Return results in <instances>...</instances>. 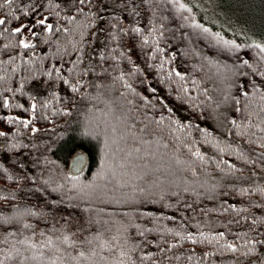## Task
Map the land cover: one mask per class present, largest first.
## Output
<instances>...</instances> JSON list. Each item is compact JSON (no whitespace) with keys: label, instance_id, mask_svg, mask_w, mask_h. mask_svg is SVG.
<instances>
[{"label":"snow or ice","instance_id":"6c2138e0","mask_svg":"<svg viewBox=\"0 0 264 264\" xmlns=\"http://www.w3.org/2000/svg\"><path fill=\"white\" fill-rule=\"evenodd\" d=\"M144 2L150 3L151 0H144ZM46 3L47 9L41 0H32V2L29 0H19V2L18 0H0V12H3V16L0 17V54L7 55V59H0V107L9 111L18 110L16 115L0 114V124L22 125L25 129L30 128L33 135L41 131L34 125L40 121L52 122L47 111L53 107V104L51 100L37 103L39 96L37 92L26 94L29 96V103L26 105L16 99L17 95L23 92L24 83H20L16 88H13L11 84L7 87L3 86L10 80L9 69L12 74H15L21 65L34 64L36 56L35 51L29 56L27 51L13 54L6 50H35L37 43L34 41L42 40L44 44H48L55 34L61 31L65 34L69 33V28L60 25L59 21L51 22L52 15L55 14L67 24H76L77 17L85 14L84 8L91 4L92 0H63L69 9L66 17H60V13L56 11L61 7L56 0H46ZM167 3L172 5L182 20L189 19L183 14H191L192 8L184 0H167ZM13 5L16 6L13 7ZM5 9L7 11H4ZM73 10L76 15L71 14ZM45 11H48V14H45ZM91 15L95 16L96 13ZM89 26L84 25L83 27ZM188 26L203 33L210 31L202 24L195 22ZM129 31L141 35L144 29L136 26ZM155 31L156 29H152V32ZM112 38L116 39V35L113 34ZM213 38L217 44L229 50H239L242 47L234 40H225L220 33H215ZM5 39L8 40L7 43H3ZM83 39L84 33L80 32V41ZM71 43L73 53L83 51L82 46L77 47L79 41ZM142 43L148 45L149 38L144 37ZM245 46L258 49L259 53L264 54L262 43L253 42ZM164 51L157 44L156 47L150 49L148 58L155 60L156 53ZM131 52L132 46L129 45L128 52L119 53L121 58L127 57L131 63L128 72L121 70L119 75H116L110 67H104L103 64L99 66V72L91 66L84 70L83 75L95 72L101 81L99 83L89 81V87L96 89L97 95L95 96L81 92L84 83L80 79L82 74L78 71V67L83 60L79 55L68 61L71 67L65 68L63 63H54L50 67L43 68L42 72L36 73L33 77L41 81L49 89L51 96L57 100L59 97L54 91L56 82L67 86V91L71 94H80L81 101H99L101 96H106L111 87L103 82V79L107 77L122 82L125 91L120 93L123 98L120 104L113 105L109 101L106 107L101 108L99 104L93 103L92 108L89 109L91 115L82 132L80 143L73 144L69 150L72 156V172L62 179L54 180L49 176L47 179L38 180L36 174L27 170L23 161L10 157L0 159V180L21 185L13 190L0 186V202H7V207H0V264H137V259L140 262L152 261L153 264H157L155 261L157 255L161 256L160 264L164 261L182 259L187 260L189 264L194 260L199 264H204L208 257L215 254L208 251L197 254L194 249H190L192 254L186 255L180 252L173 253L171 256L166 255L173 249L181 248L184 242L191 245L206 244L215 247L217 251L223 249L233 254L239 253L235 257L234 264H264V239L260 238L264 236V232L255 236L249 235V232H256V225L264 224V218L261 217H252V226L249 231L228 233V235L235 236L237 240L245 238L243 244L229 242L224 231L205 233L201 230L199 223L193 225L197 229V232L193 233L188 231L183 224H181V230L169 227L159 231L149 227L147 223L141 225L137 222L140 219L148 223L161 219L176 222L175 215H165L164 211L165 209L180 211L173 203L167 202L172 197L175 198L176 205L183 203L185 208L191 209V204L180 199L179 185H176V191L172 190L168 177L183 170L182 166L188 164V160L182 158L184 152L181 149H186L191 157L201 162L205 161V157L199 149L193 150V145L187 143V137L182 139L181 136L176 135L178 132L191 128L192 124L191 122L184 123L176 116L166 98L160 95L148 78L147 68L160 70L163 69L164 63L148 64L147 68H142L133 60ZM65 55L71 56L72 53L65 49ZM26 56H28L27 59L24 58ZM18 57L20 63H17ZM99 59L106 61L107 57L101 53ZM61 61H63V56H61ZM245 65L251 66L248 60H243L239 67ZM173 74L180 81L185 79V75L175 68L168 75L171 77ZM261 75L264 76V73ZM131 77H137V79L143 77L140 83L144 85V92H137L136 87L130 82ZM192 83L198 86L196 80ZM241 87L244 85L241 84ZM262 87L264 86L253 83L252 95L258 93L260 99L264 100ZM183 92L187 94L189 89L184 88ZM6 93L11 94V98ZM129 93L139 96L143 102V117H139L141 108L135 104L134 100L127 99ZM242 95L247 98L250 94L245 90ZM187 98L194 102L193 109H199L203 104V101L196 102L197 98L194 96ZM208 99L212 98L208 97ZM227 99L228 97H225V101ZM220 103L222 102H216L214 106L218 108ZM236 103L239 104V100H236ZM65 104L67 107L55 108L52 116H72V103L65 100ZM157 104L166 109L169 115H162L159 119L149 115V110H155ZM230 123L239 130L238 135L248 134L247 126L238 124L235 119H232ZM250 124L249 121L248 126ZM166 128L167 136L164 135ZM199 130L208 134L203 128ZM260 131L264 132V128ZM9 135V131H0V137L8 138ZM18 135V130L11 132L12 137ZM259 139H264V137H259ZM92 141L99 145L96 157L86 146L91 145ZM259 147L264 148V143ZM18 148L19 145L15 142L8 145L9 150H18ZM4 151L3 146H0V153ZM241 155H243L242 152ZM259 155L261 159H264V154ZM8 159H12L10 165L6 164ZM221 163L227 164V161H221ZM228 167L233 168L234 166L229 164ZM13 171L16 172L15 175ZM86 171L90 173V178L83 179L82 176ZM183 191L187 193L189 189L184 188ZM251 191L253 190L244 188L241 194H249ZM254 191L264 194V187H257ZM19 194H23L25 198L35 197L39 203H21ZM151 206H156V208L153 209ZM222 209L219 213L221 215L229 209L237 212L248 211L247 208L237 209L235 205H228V207L222 205ZM180 215L184 214L180 213ZM184 218L187 219V217ZM234 222L239 224L240 221ZM208 223L211 225V221ZM231 223L233 221H229V224ZM223 227L227 228L228 225H223ZM130 229L135 230V235L145 238L147 234L159 231L161 237L171 235L176 238V242L167 243L166 247H159L156 253H142L137 258L134 254L141 248V244H130V240L133 239ZM147 243L154 247L157 246L150 240ZM159 243L163 244L165 241L161 239ZM241 257L244 260H241Z\"/></svg>","mask_w":264,"mask_h":264},{"label":"trees","instance_id":"16d2710c","mask_svg":"<svg viewBox=\"0 0 264 264\" xmlns=\"http://www.w3.org/2000/svg\"><path fill=\"white\" fill-rule=\"evenodd\" d=\"M263 1L184 0L192 8L191 14H183L189 17L188 20H182L167 0H151L150 3H145L144 0H92V3L84 8L85 14L77 17L76 24H67L53 14L51 22L59 21L60 25L69 28V33L65 34L61 31L55 34L48 44H44L42 40L34 41L37 43L35 50H6L13 54L27 51L29 56L35 51L36 56L34 64L21 65L15 74H12L9 69L10 80L3 85L7 87L11 84L13 88H16L20 83H24L23 92L18 94L16 99L26 105L29 103V96L26 95L28 93H39L37 103L51 100L53 107L47 111V114L52 122L40 121L34 125L41 129L34 135L30 128L25 129L22 125L0 124V131L10 133L8 138L0 137V146H3L5 150L0 153V159L10 157L23 161L27 170L36 174L38 180L47 179L49 176L54 180H59L72 172V156L69 150L73 144L80 143L82 139V132L91 115L89 109L92 108L93 103L99 104L101 108L106 107L109 101L113 105L122 103L123 98L120 93L125 91L122 82L114 81L111 77L104 78L103 82L111 87L108 94L101 96L99 101H81L80 94L73 95L67 91V86L56 82L54 91L59 97L57 100L51 96L49 89L41 81L33 77L36 73L42 72L43 68L50 67L54 63H63L65 68L71 67L68 61L79 55L83 60L78 67V71L82 74L80 79L84 83L81 92L95 96L97 95L96 89L89 87V81L94 83L101 81L95 72L83 75L84 70L91 66L99 72V66L103 64L104 67H110L116 75H119L121 70L128 72L131 63L127 57L121 58L119 53L128 52V46L131 45L132 58L142 68H147L148 64L164 63L163 69L160 70L147 68L148 78L160 95L166 98L176 116L184 123L191 122L192 124L191 128L178 132L176 135L181 136L182 139L187 137V143L193 145V150L199 149L205 157V161L201 162L191 157L186 149H181L184 152L182 158L188 160V164L182 166L183 170L168 177L172 190L176 191V185H179L180 199L191 204V209L185 208L183 203L176 205L175 198L172 197L167 202L173 203L180 211L168 209L164 211L165 215H175L176 222L164 219L151 223L140 219L137 222L141 225L147 223L149 227L159 231L169 227L181 230V224H183L188 231L193 233L197 232L193 225L199 223L201 230L205 233L224 231L229 242L243 244L245 238L237 240L235 236L228 235V233L249 231L253 216L264 218V194L254 191L257 187H264V159H261L259 155L264 154V148L259 147L264 143V139H259V137H264V132L260 131L264 128V111H261L264 109V100L260 99L258 93L252 95L253 83L264 86V76L261 75L264 73V58H262L264 54L259 53L258 49L245 46L253 42L264 44ZM41 2L47 9L46 0H41ZM56 2L61 5L59 9H56L60 17H66L69 9L63 0H56ZM92 13L96 15L93 16ZM45 14H48V11H45ZM71 14L76 15L74 10ZM2 16L3 12H0V17ZM220 19L224 21L223 24H219ZM193 22L208 28L209 33L189 27L188 25ZM84 25L90 26L83 27ZM136 26L144 29L141 35L129 31ZM152 29L156 31L152 32ZM80 32L84 33L83 41H80ZM215 33H220L225 40H234L242 47L239 50L224 48L213 38ZM113 34L116 35V39L112 38ZM146 36L150 40L148 45L142 43ZM73 41L80 42L77 47L82 46V52L73 53L71 43ZM7 42V39L3 41V43ZM157 44L165 51L156 53V59L151 60L148 58L150 49L156 47ZM65 49L72 55H65ZM101 53L106 55V61L99 59ZM61 56H63V61H61ZM24 58L27 59L28 56ZM0 59H7V55L0 54ZM243 60H248L251 66L239 67ZM20 62L18 57L17 63ZM173 68L185 75L183 81H180L174 74L169 77L168 74ZM25 77L28 79H24ZM141 79L143 77L139 79L131 77L130 79L137 92H144V85L140 83ZM193 80L198 82V86L193 85ZM241 84L244 87H241ZM184 88L189 89L187 94L183 92ZM245 90L250 94L247 98L242 95ZM261 90L264 91V87ZM145 94L152 95L151 93ZM6 95L11 98V94L6 93ZM188 96L196 97V102L203 101L201 107L193 109L194 102L189 100ZM177 97L180 98L177 99ZM225 97H228L226 101ZM127 99L134 100L135 104L141 108L139 117H143L144 105L139 96L129 93ZM65 100L72 103L73 115L70 117L52 116L55 108L67 107ZM236 100H239V104ZM216 102H222L218 108L214 106ZM210 105L212 107H209ZM17 113V109L9 111L0 107V114L16 115ZM149 115L159 119L160 116H167L169 113L157 104L155 110H149ZM232 119L242 126H247L248 134L238 135L239 130L230 123ZM249 121L250 126H248ZM165 123L167 124V121ZM197 126L205 129L208 134L200 131ZM17 130L19 135L12 137L11 132ZM164 135H168L167 128ZM14 142L19 145L18 150H9L8 145ZM86 146L94 157L98 155L99 145L95 141ZM169 151L171 152V148ZM12 159L6 160V164L10 165ZM221 161H227V164ZM229 164L234 167L229 168ZM15 174L16 172L13 171V175ZM82 178H90V173L86 171ZM0 186L13 190L21 185L0 180ZM184 188H188L189 191L185 193ZM244 188L253 191L249 194H241ZM19 195L21 203H39L35 197L25 198L23 194ZM222 205L223 207L235 205L237 209L247 208L248 211L237 212L229 209L221 215L219 213L223 210ZM0 207H7V202H0ZM151 207L156 208V206ZM209 209L213 211L210 212ZM180 213L184 215L181 216ZM245 217L248 219L245 220ZM236 220L240 221L239 224L234 222ZM229 221L233 223L229 224ZM226 224L228 227H223ZM255 228L256 232H249V235L255 236L264 232V224L256 225ZM130 231L133 233L130 244H141V248L134 254L137 258L142 253H156L159 247H166L167 243L176 242V238L171 235L161 237L159 231L147 234L146 238L135 235L134 229ZM260 238L264 239V236ZM161 239L165 243H159ZM148 240L153 241L157 246L148 244ZM190 249H194L197 254H202V251L215 253L208 257L204 264H234L235 257L239 255V253L233 254L223 249L217 251L211 245H191L188 242H184L181 248L167 252L166 255L171 256L173 253L180 252L186 255L192 254ZM241 260L244 258L241 257ZM155 261L160 264L161 256L157 255ZM137 264H153V262H140L137 259ZM162 264H189V262L182 259L164 261ZM191 264H199V262L194 260Z\"/></svg>","mask_w":264,"mask_h":264},{"label":"rangeland","instance_id":"374dc122","mask_svg":"<svg viewBox=\"0 0 264 264\" xmlns=\"http://www.w3.org/2000/svg\"><path fill=\"white\" fill-rule=\"evenodd\" d=\"M264 2V1H263ZM224 21L222 19L219 20V24H223Z\"/></svg>","mask_w":264,"mask_h":264}]
</instances>
